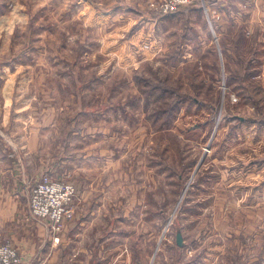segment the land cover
Returning a JSON list of instances; mask_svg holds the SVG:
<instances>
[{
    "label": "rangeland",
    "instance_id": "1",
    "mask_svg": "<svg viewBox=\"0 0 264 264\" xmlns=\"http://www.w3.org/2000/svg\"><path fill=\"white\" fill-rule=\"evenodd\" d=\"M203 1L0 0V154L74 264L96 238L102 264H264V0Z\"/></svg>",
    "mask_w": 264,
    "mask_h": 264
},
{
    "label": "crops",
    "instance_id": "2",
    "mask_svg": "<svg viewBox=\"0 0 264 264\" xmlns=\"http://www.w3.org/2000/svg\"><path fill=\"white\" fill-rule=\"evenodd\" d=\"M206 1L211 11L216 13L217 9H215V6L222 10L232 3L230 2L231 0ZM206 1H203V4L207 5ZM237 35L245 42L247 33L245 35L242 31L238 32ZM221 36L220 33H217L219 39H221ZM6 129H1V132H5ZM11 145L12 144H10L8 140L3 142L4 147H10ZM1 155L2 154H0V240L7 238L13 240L20 255V262L18 264H67V262L68 264H74L77 259L72 258L70 254L68 252L66 253L62 248L57 249L64 244V240L57 239L55 233L47 230L37 221L33 220L31 216H29L26 205L18 203L20 194L23 195L22 189L19 188V186L22 187L23 183L26 181V179L23 178L26 173L27 165L25 166L23 158L13 156L3 158L4 155ZM4 160H7V166H3ZM9 181L14 184L12 189L8 188ZM17 185L18 188L16 187ZM11 196L13 200L10 202ZM104 241L105 238H96L93 246L89 244L87 249H81V254H86L82 255L81 260L76 264H102L100 260H102L101 251L103 250L102 245ZM89 250H91V254Z\"/></svg>",
    "mask_w": 264,
    "mask_h": 264
},
{
    "label": "built area",
    "instance_id": "3",
    "mask_svg": "<svg viewBox=\"0 0 264 264\" xmlns=\"http://www.w3.org/2000/svg\"><path fill=\"white\" fill-rule=\"evenodd\" d=\"M192 0H163L162 10L169 12ZM203 1V0H202ZM74 195V187L46 174L33 187L30 195V212L39 220L51 219L56 225L70 217L68 204ZM18 250L10 242H0V264H16Z\"/></svg>",
    "mask_w": 264,
    "mask_h": 264
},
{
    "label": "water",
    "instance_id": "4",
    "mask_svg": "<svg viewBox=\"0 0 264 264\" xmlns=\"http://www.w3.org/2000/svg\"><path fill=\"white\" fill-rule=\"evenodd\" d=\"M177 243H178V245H180V246L183 244V236H182L181 233H178V234H177Z\"/></svg>",
    "mask_w": 264,
    "mask_h": 264
}]
</instances>
